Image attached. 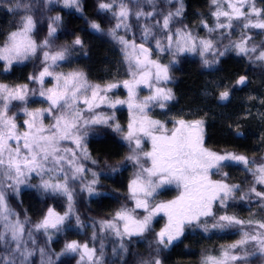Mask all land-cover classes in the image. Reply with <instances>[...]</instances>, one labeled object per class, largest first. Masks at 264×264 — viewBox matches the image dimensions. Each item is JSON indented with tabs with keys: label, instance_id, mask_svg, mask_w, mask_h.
I'll list each match as a JSON object with an SVG mask.
<instances>
[{
	"label": "snow or ice",
	"instance_id": "obj_1",
	"mask_svg": "<svg viewBox=\"0 0 264 264\" xmlns=\"http://www.w3.org/2000/svg\"><path fill=\"white\" fill-rule=\"evenodd\" d=\"M56 5L81 16L85 11L83 0H0V10L11 17L0 26V77L32 65L23 82L0 80V264H66L65 257L75 264H165L166 253L190 232L239 237L219 250L203 249L198 264H264V156L215 151L206 146L207 112L191 118L169 112L176 100L173 70L182 57H198L202 68L216 69L234 54L264 72V39L256 40L264 36V0H207L199 22L203 35L184 23L185 0H96L97 18L84 19L91 32L112 41L117 72L126 73L97 81L82 68L62 70L86 46L76 33L58 43L63 17L49 14ZM248 82L246 71L231 86L217 82L210 95L226 105ZM124 107L126 127L118 119ZM157 108L166 119L154 118ZM228 127L244 135L238 121ZM109 132L127 151L116 163L110 157L101 163L89 141ZM129 166L126 190L104 189L106 174H122ZM233 167L244 180L229 182L225 169ZM173 188V199H160ZM24 189L53 201L35 222L13 207V199L22 204ZM103 197L118 206L101 218L77 206ZM57 200L63 212L56 210ZM235 206L246 207L249 218L242 219ZM158 218L163 225L156 230ZM73 229L86 238L65 239L59 252L53 250V240ZM144 244L143 253L135 250Z\"/></svg>",
	"mask_w": 264,
	"mask_h": 264
},
{
	"label": "trees",
	"instance_id": "obj_2",
	"mask_svg": "<svg viewBox=\"0 0 264 264\" xmlns=\"http://www.w3.org/2000/svg\"><path fill=\"white\" fill-rule=\"evenodd\" d=\"M85 11L83 16L76 13L74 10L61 8L59 5L54 6L55 10L49 14L54 16L61 14L63 17V30L60 32V40L58 43L71 41L73 33L81 35L85 41V49L80 53L74 54L70 62L66 63L63 71L71 70V68H82L87 71L89 78L97 81L103 78L118 77L123 78L126 73L124 69H117L119 65L117 60L119 52L113 45L112 41L107 36H100L93 33L88 28V22L84 17L90 19L97 18L95 9L96 0H83ZM187 11L185 13L184 23L193 28L194 31L200 35L204 34V30L200 28V16L207 14V0H185ZM11 17L4 11L0 10V26L7 27ZM47 15L44 17V22L40 25L43 33L47 31ZM211 22V17L209 16ZM101 22L105 23L103 18ZM238 34V33H237ZM264 39L262 36L256 37L259 41ZM87 51V56L83 52ZM165 63L168 62L169 57L162 58ZM23 70L15 71L7 74V78L0 77L5 83H15L17 81L23 82L27 74L32 70V65L18 66ZM247 71L249 75V82L243 88H236L231 96L230 102L226 105L219 104L210 95L212 89L217 82H223L227 86L235 83V77L244 74ZM174 81L170 85L176 95V100L170 104L169 112L172 115L183 112L188 118L192 117L193 113L203 115L208 113L206 117V146L220 151L227 149L228 151H237L248 155L250 158L255 157L259 159L264 156V120L261 119L260 113H264V72L258 69H252L247 65V61L234 54H229L224 57L222 63L216 69H204L200 64L198 57L186 56L181 58V63L174 67L173 70ZM147 91H141V94H146ZM255 97V99H250ZM34 104L31 105V107ZM250 111V115L245 117V113ZM154 118L164 120L166 119L164 113L160 109H155L153 112ZM118 119L124 125L123 116L118 115ZM238 121L241 125L240 131L244 133L243 136L237 137L233 129L229 128L230 123ZM171 127V121L168 122ZM89 151L91 154L99 159L101 163L105 159L111 158L112 163H116L122 159L126 154V145L115 135L109 132L105 138L93 137L89 141ZM230 174V181L238 183L244 180V175L237 171L235 167L225 169ZM131 175V166L122 174L110 175L106 174L101 183L106 190L120 189L126 190L127 180ZM218 178V177H213ZM177 194L176 190H168L160 199L168 200ZM118 195L114 192L113 196ZM13 207L18 212L23 214L27 211L28 216L33 222L38 220L41 213L46 211L47 206H53L52 199L39 197L34 189H24L22 194V204L12 200ZM57 211L63 212L65 205L63 202L57 200L55 203ZM78 208L81 213L95 218H101L115 210L118 202L111 197L94 198L90 203L78 201ZM90 209V212H86ZM234 210L242 219L249 218V212L246 207L235 206ZM255 211V209H253ZM23 218V217H21ZM259 218V217H257ZM158 223L155 224L158 230ZM88 236L91 235L89 231ZM188 238L180 243L175 248L171 249L165 255V264H198L199 255L203 249L219 250L221 245H227L238 239V235L234 233H217L209 239L202 233H188ZM84 233H77L74 229L66 232L53 240V250L59 252L63 247L65 239H85ZM187 245V247H186ZM147 247L144 244L141 247H136V251L143 253ZM110 255L111 246L107 248ZM66 264H75L70 261V258H62Z\"/></svg>",
	"mask_w": 264,
	"mask_h": 264
},
{
	"label": "rangeland",
	"instance_id": "obj_3",
	"mask_svg": "<svg viewBox=\"0 0 264 264\" xmlns=\"http://www.w3.org/2000/svg\"><path fill=\"white\" fill-rule=\"evenodd\" d=\"M263 38H264V36H262ZM50 86V85H49ZM147 91V89H142L141 91ZM118 92H119V94L121 95V97H124V96H126V91L123 89V88H121V89H118ZM40 105L39 104H34V106H32L33 108H35V107H39ZM22 115V114H21ZM118 115L119 116H123V120H124V123L127 125V121H128V111H127V108L126 107H124V108H122L119 112H118ZM20 123L22 124V119L20 120ZM45 123L47 124L48 123V121L46 120L45 121ZM126 125H125V127H126ZM215 179V178H214ZM175 197V196H174ZM173 197V198H174ZM173 198H171V199H173ZM159 219V226H158V230H159V228L160 227H162V225H163V219H161V218H158Z\"/></svg>",
	"mask_w": 264,
	"mask_h": 264
}]
</instances>
